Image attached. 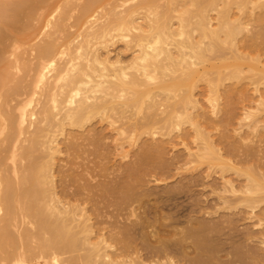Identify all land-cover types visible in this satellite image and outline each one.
Instances as JSON below:
<instances>
[{
    "label": "bare ground",
    "instance_id": "6f19581e",
    "mask_svg": "<svg viewBox=\"0 0 264 264\" xmlns=\"http://www.w3.org/2000/svg\"><path fill=\"white\" fill-rule=\"evenodd\" d=\"M183 164L264 264V0H0V264H210L134 249L135 187Z\"/></svg>",
    "mask_w": 264,
    "mask_h": 264
},
{
    "label": "rangeland",
    "instance_id": "374dc122",
    "mask_svg": "<svg viewBox=\"0 0 264 264\" xmlns=\"http://www.w3.org/2000/svg\"><path fill=\"white\" fill-rule=\"evenodd\" d=\"M255 9H258V11L260 10L257 7ZM107 141L112 143L113 138L109 135ZM175 153L176 152L168 151L167 156L169 159H172ZM129 158V155L122 156L118 152L116 154L112 153L110 160L112 166L109 168L110 175H113V177L117 176L115 173L117 172L119 161L124 162ZM233 158L239 159L237 156ZM179 163H181V161ZM190 169L191 168H188V165L185 164L174 169L156 168L154 171H150L145 175L144 184L135 187L133 212L132 214H128V219H133L136 216H145L148 218L150 217L149 219L151 222L146 228L148 230L146 236L141 232L138 233H141L142 237L136 234L137 238L135 239L136 241L134 240V249H136L140 257L145 260H149L153 253H156L157 249L158 252L160 250L164 252L165 250L166 253H169L171 256L173 255L172 257H176V259L179 260L180 256H182V248L184 249V247L187 246V248H189L188 250H190V252L192 251V253L196 249L200 252L203 251L204 255L207 253L210 254L211 256L207 255L212 258V261L210 257L209 260L206 261L207 263L211 261L209 262L210 264H213L214 261L215 263L216 261L218 262L219 259L220 261L222 260V262L231 259L235 264H246V262L250 264L242 254L244 249V245H242V235L245 226L250 225L248 220L245 221L239 217V215L242 214V205L234 203L231 206L225 207L220 203L217 204L216 200L213 198V194L209 192L210 185L201 183L204 178L198 177L196 180L188 179L191 171ZM94 172L97 173L98 170ZM96 178L99 177L96 176ZM154 178L159 179L154 180ZM205 179L206 182L210 179L212 181V177L210 176ZM261 205H264V202H260L258 206ZM105 207L111 219L114 214L118 212V209L113 204H107ZM122 211L123 215L126 216L127 211L125 209ZM225 213H230L235 217V223L227 221L228 218H226ZM206 217L208 220L212 218L210 221L214 223V229L212 228L213 231L209 229L211 231L206 230L203 233V231H197L196 228H193L195 220L206 219ZM122 219L124 220V217H122ZM261 226L262 224L254 225L255 228ZM183 241L185 243H182ZM186 243L188 245H186ZM200 244L201 246L204 244V247L202 248L199 246ZM116 245H119V242H116ZM183 245L184 247H182ZM261 245H264V243ZM200 247L202 250H200ZM178 254L180 256H178ZM204 257H206V255ZM215 258H217V260ZM181 261H183V257Z\"/></svg>",
    "mask_w": 264,
    "mask_h": 264
}]
</instances>
